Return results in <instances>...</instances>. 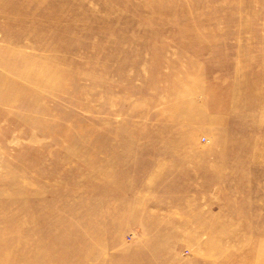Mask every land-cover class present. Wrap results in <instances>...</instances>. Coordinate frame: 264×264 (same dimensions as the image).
I'll return each instance as SVG.
<instances>
[{
	"label": "rangeland",
	"instance_id": "1",
	"mask_svg": "<svg viewBox=\"0 0 264 264\" xmlns=\"http://www.w3.org/2000/svg\"><path fill=\"white\" fill-rule=\"evenodd\" d=\"M0 83V195L86 223L51 263L264 264V0H0Z\"/></svg>",
	"mask_w": 264,
	"mask_h": 264
},
{
	"label": "bare ground",
	"instance_id": "2",
	"mask_svg": "<svg viewBox=\"0 0 264 264\" xmlns=\"http://www.w3.org/2000/svg\"><path fill=\"white\" fill-rule=\"evenodd\" d=\"M34 151L29 149V151H26V153H28L29 155H33L32 152ZM36 152L37 151H35L34 153ZM34 164L35 163L32 161L24 168L27 170L32 169L33 171H35ZM112 177L113 176H111V178ZM111 178H109V180L106 179L105 181L114 183L115 180H117V178L113 180H111ZM87 186L88 185L85 184V187ZM0 197H2L0 204V213L3 214L4 212L6 220H13L14 223L13 234L9 240L12 243L10 248L11 264H25L21 259H25L26 261H30L33 259L36 260L38 257H42L43 255H46V264H53L51 263V259L62 249L68 250L73 254H77V252L84 249L82 239H80L78 235L74 234L77 228L79 229L80 226H86L85 222H80V220H78L77 218L75 223H70V220H64V222L66 223L63 224L62 231H57V224L55 223L52 224L51 227H45L46 229H44V226L42 227L37 225V222L33 219L26 221L21 220V216L25 215L22 212H24L25 210V204L28 201L27 199L18 200L15 196H11L9 198L7 197V199L4 200L2 195H0ZM64 206H66L65 208L67 209L68 207H75L76 204H69ZM100 210H102V208ZM73 239L74 241L76 239V243L74 245L72 244ZM45 244H48L50 247L47 248V252L42 249V246ZM258 255L262 258L263 252H261V250L258 251ZM55 264H61L60 259L57 258L55 260Z\"/></svg>",
	"mask_w": 264,
	"mask_h": 264
}]
</instances>
